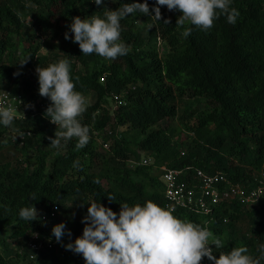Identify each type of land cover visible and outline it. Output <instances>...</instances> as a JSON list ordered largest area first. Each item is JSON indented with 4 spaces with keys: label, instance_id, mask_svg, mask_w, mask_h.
<instances>
[{
    "label": "trees",
    "instance_id": "16d2710c",
    "mask_svg": "<svg viewBox=\"0 0 264 264\" xmlns=\"http://www.w3.org/2000/svg\"><path fill=\"white\" fill-rule=\"evenodd\" d=\"M124 1L97 5L94 0H0V90L12 88L25 103L43 97L46 110L52 102L39 94L36 69L67 59L76 89L94 98L79 117L90 129L89 143L79 150L75 138L62 150L54 149L49 137H55L57 125L29 108L25 118L0 125V149L8 143L22 153L16 164L0 157V264H9L16 249V256L29 264H85L81 254L65 245L82 235L89 202H101L117 213L123 202L152 200L165 206L162 165L182 169L190 178L197 168L222 170L244 184H250L264 165V0H232L231 7L239 12L236 23L220 15L207 30L187 21L177 24L181 13L175 10L168 17L167 6H161L160 21L134 13L153 27L144 29L122 19L120 38L129 51L115 60L84 55L78 43L65 39L73 17H103ZM148 3L151 9L155 0ZM52 30L57 49L43 54L40 38ZM158 39L166 46L162 54ZM112 93L121 94L123 103L115 105ZM110 98L112 108L106 107ZM192 98H205V107L194 108ZM170 118L179 119L182 129L193 134L184 146L173 142L176 128L162 126ZM15 129H31L32 134L13 142L9 135ZM142 154L154 164L130 167L129 161ZM74 161H79L78 167ZM54 205L56 216L42 219ZM33 206L39 211L36 220L19 217L21 208ZM173 214L204 224L201 215L187 209ZM60 222L66 229L57 242L51 229ZM209 231L223 241L222 248L211 245L217 257L246 247L264 264V201L221 204ZM35 232L51 235L55 246L31 258L27 243Z\"/></svg>",
    "mask_w": 264,
    "mask_h": 264
},
{
    "label": "clouds",
    "instance_id": "9594fccd",
    "mask_svg": "<svg viewBox=\"0 0 264 264\" xmlns=\"http://www.w3.org/2000/svg\"><path fill=\"white\" fill-rule=\"evenodd\" d=\"M94 2L104 4V0ZM231 4L232 0H155L150 9L148 0L143 3L135 0L106 11L103 17H73L65 39L78 43L84 55L95 53L107 60H115L129 51L120 38V22L129 14L139 12L153 21H160L161 6H167L170 11L181 13L177 24L183 25L187 21L207 30L220 15H224L228 23H236L239 12ZM190 31H185L184 35H190ZM36 73L39 94L52 102L45 115L57 125L55 137H49L50 145L59 151L75 138L76 150L87 146L90 129L82 125L79 117L87 110L89 100L75 87L70 61L61 59L46 67L38 66ZM14 119L11 106L0 105V125L11 126ZM74 166L78 167L79 161H74ZM95 182L100 183L99 179ZM109 199L115 200L111 196ZM19 217L36 220L38 210L35 206L23 207L19 210ZM82 222L85 223L82 235L65 247L81 254L85 264H201L204 257L212 264H259V260L248 254L246 247H234L229 252H220L217 257L210 245L222 248L223 241L219 237L201 225L177 217L172 209L152 200L134 205L123 202L119 213L101 202L92 201ZM65 229L64 222L53 226L52 235L57 242L62 240ZM261 259H264V252Z\"/></svg>",
    "mask_w": 264,
    "mask_h": 264
},
{
    "label": "built area",
    "instance_id": "2783aa9c",
    "mask_svg": "<svg viewBox=\"0 0 264 264\" xmlns=\"http://www.w3.org/2000/svg\"><path fill=\"white\" fill-rule=\"evenodd\" d=\"M113 101L116 104L123 103L121 94L112 93ZM0 105L11 106L15 114V119L25 118L28 113V107L21 93H14L11 90H0ZM35 115L42 113L34 111ZM46 121L50 119L44 118ZM22 134V135H21ZM32 132L29 129L12 130V141L22 142ZM105 148H109L108 143H104ZM183 150L182 153H184ZM152 157L142 154L138 159L130 160L129 166L136 167L138 165H153ZM160 180L164 184L165 207L176 212L179 209H187L201 215L203 227L209 230L218 207L226 202L237 200L242 203L254 204L264 201V165L257 175H254L250 184L234 181L228 173L217 170L209 172L203 169H196L194 175L190 178L183 176L184 170L177 168H169L166 165L160 166ZM38 210V208H36ZM58 206L54 205L48 213L42 214V219L49 220L56 216ZM39 214V211H38ZM226 221V219H225ZM52 233V229H51ZM28 246L32 250L31 258H35L37 254L49 251L55 246V241L51 235L40 234L35 232L28 240ZM211 247V245H210ZM213 251V249H212ZM205 264H211L210 260L205 257Z\"/></svg>",
    "mask_w": 264,
    "mask_h": 264
},
{
    "label": "rangeland",
    "instance_id": "374dc122",
    "mask_svg": "<svg viewBox=\"0 0 264 264\" xmlns=\"http://www.w3.org/2000/svg\"><path fill=\"white\" fill-rule=\"evenodd\" d=\"M133 2H135V0H125L122 3V5L125 4V3H133ZM140 2L143 3V0H140ZM165 10L167 11L168 17L172 16L176 12L175 10H171L170 11L167 7L165 8ZM126 18L128 19V21H129V23L131 25L139 26V27H142L144 29L148 28V25H149L148 21L143 15H137V14L134 15V13H133V14H129V16H127ZM120 23H122V22H120ZM56 37H57V35H55L53 30H52L51 35L42 36L40 38V40L45 45L42 46L40 52L43 53V54L52 55L57 49V43H56L57 42V38ZM157 47H158V50H159L160 54H162L166 50V46L164 45L162 39H158ZM8 90L13 91L12 88H9ZM86 97L88 98L90 104L94 103V98L92 97V95L90 93L87 94ZM43 100H44L43 97H41V98L39 97L37 99V102L34 103V104H33V102H31V103L28 102V101L26 102V106L28 108H32V109H34V111H38V112L42 113L40 115V119L41 120L44 119V118L49 119L45 115L46 110L44 108V104L46 102H43ZM184 100H189V98H185ZM190 100L194 104V108H197V109H201V108L205 107V105H206V99L205 98H199V99L198 98H194V99L192 98ZM109 101L110 102H109V104L106 107L112 108L114 103H113L111 98H110ZM161 124H162V126H165V127L166 126L174 127L178 131H180V132L177 131L176 134L173 136V142L175 144H179L180 146H184L186 143L190 142L191 139H193V134H191L188 131H185V130L182 129V124L180 123L179 119H176V118L175 119H171V118L170 119H164L161 122ZM29 130H31V129H29ZM31 132H32V130H31ZM9 137H12V135L10 134ZM131 138H132V136H131ZM99 149H100V147H99ZM0 157L10 161L13 164H16L17 160L19 159V157H22V153H21L19 148L13 146L12 144H8L7 143V144L3 145L1 147V149H0ZM51 158H52V156L49 157V161L51 160ZM11 242L13 243L14 241H11ZM57 248H58L59 252L62 253V250L60 249V247L57 246ZM15 251L13 253L12 258L8 259L9 264H13V263H15V264L16 263L17 264H29L28 260L23 259L22 257L19 258L18 256H16Z\"/></svg>",
    "mask_w": 264,
    "mask_h": 264
}]
</instances>
